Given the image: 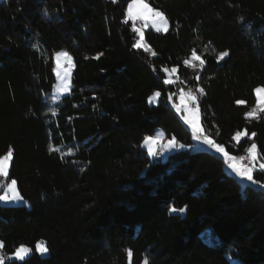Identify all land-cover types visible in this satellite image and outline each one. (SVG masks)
Masks as SVG:
<instances>
[{
    "label": "trees",
    "instance_id": "obj_1",
    "mask_svg": "<svg viewBox=\"0 0 264 264\" xmlns=\"http://www.w3.org/2000/svg\"><path fill=\"white\" fill-rule=\"evenodd\" d=\"M145 1L170 24L144 31L147 51L132 47L128 0L0 1V155L12 147L9 179L29 204H0V240L5 253L38 240L49 249L5 264H129L128 249L131 264H264L261 189L212 151L184 148L161 160L141 147L157 128L194 142L173 107L183 87L197 96L206 135L236 156L254 142L264 159V112L244 116L264 86V0ZM60 49L73 68L57 103L44 95ZM193 50L203 66L184 63ZM166 68L176 69L171 84ZM238 130L256 135L235 142ZM253 175L264 182V172ZM209 228L213 243L203 239Z\"/></svg>",
    "mask_w": 264,
    "mask_h": 264
},
{
    "label": "snow or ice",
    "instance_id": "obj_2",
    "mask_svg": "<svg viewBox=\"0 0 264 264\" xmlns=\"http://www.w3.org/2000/svg\"><path fill=\"white\" fill-rule=\"evenodd\" d=\"M113 3L116 0H112ZM151 20L156 30L159 31H168V20L165 17L164 13L158 9L151 8L145 0H128L127 8L124 11V22L126 23L128 20L136 21L143 20L145 24H147L148 20ZM132 30L137 34L138 39L132 45L133 48L140 49L144 48L146 51L148 50V46L143 43V32L142 27L137 28L135 23L133 24ZM154 54V53H153ZM229 51L225 50L219 52L216 56L217 61L222 60L223 58L229 55ZM98 54L97 58H99ZM55 64L56 66L53 68V72H55L57 77V84L54 86L57 95H53L51 97L52 101L59 102L62 98V94L69 93L71 89V68H72V57L66 51H58L54 54ZM62 58H63V66H62ZM199 60L200 64L196 65L194 62ZM185 64H190L193 67L203 66L204 61L196 54V50L192 51L191 59L185 60ZM167 71V70H165ZM173 72L176 71L175 68L172 69ZM165 84H171L172 81L170 79L164 80ZM197 92L201 95L204 94V90L202 88H197ZM253 91L256 94V106L253 107L249 112L244 113L245 118H258L260 112H264V86H257ZM160 96V92H155L150 100H154L156 97ZM171 100V96L169 97ZM179 104H174L173 107L177 112H183L184 114L181 116L184 123L188 125L191 129L192 138L198 143L206 146L208 149L212 150L216 154H220L223 160V164L234 173L235 177L242 181H247L250 185H254L257 188L261 189L264 192V182L258 181L254 178V171L257 170V145L253 142L251 143L247 149V156H236L231 155L227 150H225V146L217 143L214 139H211L208 135H206L201 128L198 127L196 121L199 118L198 109L192 107L196 104L197 96L194 92L189 91L185 93L181 90L179 94ZM237 104H244L245 101L237 100ZM52 115L56 116V111H52ZM71 119V118H69ZM256 133H251L249 135L246 130L244 131H236L232 136L233 141L239 142L242 137L247 136L248 139H252ZM141 146L147 149V155L150 157H155L161 155L162 153L169 151L171 149L177 147H185V145L180 144L176 138L173 136L171 139L164 141L163 135H155V136H144ZM188 147H194V145H188ZM50 151H60L59 147H50ZM71 150L67 154H62L61 158H64V155H70ZM13 158V149L9 146L7 152L3 155H0V202L9 203V202H25L24 197L21 195L20 191L17 187L16 179H9V166L10 162ZM247 161V162H245ZM258 170L264 172V162H260L258 165ZM245 195L247 194V190H245ZM170 212H179L184 213L186 208L176 209L173 206H169ZM3 242H0V248H3ZM36 252L40 254H44L48 252V248L44 245L43 242L37 241L35 246ZM32 249L24 244H20L15 247L13 253L8 257L9 260L14 258L15 261H23L26 257L31 253ZM128 258L129 264H131L132 250L128 249ZM0 264H5V257L0 256ZM142 264H150L147 257H145L142 261Z\"/></svg>",
    "mask_w": 264,
    "mask_h": 264
},
{
    "label": "rangeland",
    "instance_id": "obj_3",
    "mask_svg": "<svg viewBox=\"0 0 264 264\" xmlns=\"http://www.w3.org/2000/svg\"><path fill=\"white\" fill-rule=\"evenodd\" d=\"M0 1H2V0H0ZM146 2V1H145ZM147 3V2H146ZM148 4V3H147ZM149 5V4H148ZM150 6V5H149ZM151 8H153L152 6H150ZM127 8V7H126ZM165 15V14H164ZM165 17H166V15H165ZM167 18V17H166ZM168 20V19H167ZM133 24L135 23V26L137 27V28H141L142 27V32H143V38H144V31L145 30H148V29H153V30H155V31H157L156 30V27H154L153 26V24H152V22H151V20L149 19L148 20V22H147V24H145V21H143V20H136V21H132V20H130ZM138 22H140V23H138ZM169 27H170V24H169V21H168V29H169ZM162 32H164V31H162ZM137 39H138V36H137ZM143 43L144 44H146V42H145V40L143 39ZM147 45V44H146ZM143 48V47H142ZM58 51H66L65 49H60V50H58ZM58 51H56V52H58ZM56 52H54V54L56 53ZM67 52V51H66ZM54 54H53V68L56 66V64H55V58H54ZM191 59V58H190ZM189 59V60H190ZM62 66H63V58H62ZM72 68H73V59H72ZM72 68H71V72H72ZM172 69L173 68H166L165 70H167L166 71V74H167V79H170L172 82H174L175 81V72H173L172 71ZM54 73V76H55V78H56V81H55V83H54V86L57 84V77H56V74H55V72H53ZM181 90H183L185 93H187V92H189V91H187V90H185V89H183V87H180L179 89H178V92H177V94H176V98H175V101H173L174 102V104H179L180 103V100H179V94H180V92H181ZM155 92H158V91H155ZM154 92V93H155ZM153 93V94H154ZM66 94H68V93H65V94H62V97L64 96V95H66ZM53 95H57V93H56V90H55V87H53V89L49 92V93H47L46 95H44L45 97H46V99H50ZM254 95H255V105L253 106V107H255L256 106V94H255V92H254ZM153 96V95H152ZM151 96V97H152ZM160 97V96H159ZM159 97H156L154 100H150L149 99V103L150 104H154L155 102H157L158 101V99H159ZM192 107H194V108H196V109H198V114H199V118H198V120L196 121V123H197V125H198V127L199 128H201L202 129V131H203V128H202V125H201V123H200V111H199V108L197 107V105L195 104V105H193ZM252 107V108H253ZM251 108V109H252ZM250 109V110H251ZM249 110V111H250ZM178 113V115L181 117L184 113L181 111V112H177ZM261 113V112H260ZM259 113V114H260ZM182 121H183V119H182ZM184 122V121H183ZM187 127H188V125L187 124H185ZM189 128V127H188ZM190 129V128H189ZM190 131H191V129H190ZM242 131H244V130H242ZM155 135H163V137H164V141L166 142L167 140H169V139H171V138H167V137H165V135H164V132H163V130L161 129V128H157L156 130H155V132L153 133V134H151V135H148V136H155ZM245 137V136H244ZM244 137H242V138H244ZM241 138V139H242ZM193 143L191 144V145H194V147H183V148H181V147H177V148H174V149H171V150H169V151H166V152H164V153H162L161 155H158V156H155V157H157V158H161V160H165L167 157H168V155L170 154V153H172V152H175V151H179V150H182V149H184V148H187L188 150H195V149H206V150H209V151H212V150H210V149H208L206 146H204V145H202V144H200V143H198L197 141H195L194 139H193ZM235 142H237V141H235ZM181 144V143H180ZM256 144V143H255ZM142 147V146H141ZM144 150H145V152H146V155H147V149L145 148V147H142ZM213 152V151H212ZM5 154V153H4ZM257 154H258V147H257ZM3 155V154H2ZM218 155H220V154H218ZM243 155H247V153H244ZM148 156V155H147ZM221 156V155H220ZM242 156V155H241ZM150 157V156H149ZM155 157H150V158H155ZM245 162H247V161H245ZM260 162H264V159H262V158H260V156H259V154H258V160H257V170H258V165H259V163ZM226 170L227 171H229L230 173H232L231 172V170H229L227 167H226ZM233 175H234V173H232ZM235 176V175H234ZM237 178V177H236ZM238 179V178H237ZM238 180H240V179H238ZM241 182H243L244 184H246V183H248L247 181H242V180H240ZM249 184V183H248ZM256 187V186H255ZM19 190V189H18ZM24 201L25 202H9V203H4V202H0V204L1 205H25V206H29V204H28V202L24 199ZM178 212V211H177ZM179 213V212H178ZM185 213V212H184ZM184 213H181V214H184ZM205 232L206 233H204V235H206L203 239L206 241V242H208V243H213L214 241H215V239H217V236H216V234L214 233V231L211 229V228H209V229H206L205 230ZM38 241H41V242H43L44 243V245H46V242L44 241V240H38ZM0 242H2L1 240H0ZM24 245H26V244H24ZM26 246H28V245H26ZM35 246H36V243H35ZM35 246H34V248H32L31 246H28V247H30L31 249H32V251H31V253L33 252V250H35ZM46 247H47V245H46ZM48 248V247H47ZM36 251V250H35ZM11 253H13V252H11ZM11 253H5L4 251H3V248H0V256H4L5 257V261L6 260H9L8 259V257L11 255ZM30 253V254H31ZM38 253V252H37ZM29 254V255H30ZM39 255H41V256H46V255H48L49 254V249H48V252L47 253H44V254H40V253H38ZM28 255V256H29ZM12 260H14V258L12 259ZM232 261H236L235 259H232Z\"/></svg>",
    "mask_w": 264,
    "mask_h": 264
},
{
    "label": "built area",
    "instance_id": "obj_4",
    "mask_svg": "<svg viewBox=\"0 0 264 264\" xmlns=\"http://www.w3.org/2000/svg\"><path fill=\"white\" fill-rule=\"evenodd\" d=\"M138 23H140V22H138ZM242 156L246 157V155H242Z\"/></svg>",
    "mask_w": 264,
    "mask_h": 264
},
{
    "label": "bare ground",
    "instance_id": "obj_5",
    "mask_svg": "<svg viewBox=\"0 0 264 264\" xmlns=\"http://www.w3.org/2000/svg\"><path fill=\"white\" fill-rule=\"evenodd\" d=\"M247 156V155H246Z\"/></svg>",
    "mask_w": 264,
    "mask_h": 264
}]
</instances>
